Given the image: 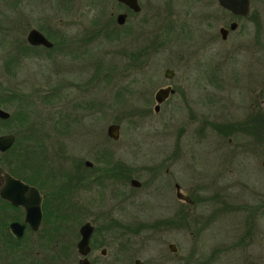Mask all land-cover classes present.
I'll list each match as a JSON object with an SVG mask.
<instances>
[{
    "label": "rangeland",
    "instance_id": "rangeland-1",
    "mask_svg": "<svg viewBox=\"0 0 264 264\" xmlns=\"http://www.w3.org/2000/svg\"><path fill=\"white\" fill-rule=\"evenodd\" d=\"M102 1L0 0V108L28 116L0 122V135H15L10 162H32L48 148L75 165L98 143L116 153L115 163L133 168L142 184L115 189L117 203L108 201L115 217L150 224L178 209L183 213L181 230L141 229L136 258L145 264H264V124L228 137L210 126L242 122L252 102L264 107V0H251L242 19L221 12L216 0H138L142 11L132 19L131 49L139 59L123 73L127 60L108 30L123 8ZM20 20L30 28L52 23L56 32L42 33L57 46L20 58L27 34L19 32ZM231 21L237 30L221 40L218 30ZM81 44L87 54L74 59L69 47ZM166 69L174 71L171 81ZM169 83L177 93L155 113L153 94ZM110 124L120 126L117 142L107 137ZM28 142L23 157L13 156ZM163 181L167 188L160 192ZM175 182L193 205L176 199ZM81 194L74 196L78 204ZM196 212L214 217L196 227ZM170 243L182 262L168 251Z\"/></svg>",
    "mask_w": 264,
    "mask_h": 264
},
{
    "label": "flooded vegetation",
    "instance_id": "flooded-vegetation-1",
    "mask_svg": "<svg viewBox=\"0 0 264 264\" xmlns=\"http://www.w3.org/2000/svg\"><path fill=\"white\" fill-rule=\"evenodd\" d=\"M8 1L13 4H23L26 1L32 0ZM47 1L69 4L73 0ZM101 2L103 1L101 0ZM115 2L117 6L123 8V11L115 15V21L112 20L110 24H113V22L115 23L113 27L111 25V28L108 30L115 32V42L119 45L117 53L122 56L124 60H127V63L125 62L121 67V72L123 73L125 71H131L136 64L137 57L133 54L131 49L135 38L134 32H136L132 19L135 15L141 13L142 8L138 0L137 2L140 7L139 12H133L117 0H115ZM216 2L218 4V0H216ZM249 4H251V0H249ZM217 6L221 12L234 19L246 18L250 13L249 11L245 17H237L221 8L219 4ZM120 14L126 16L123 24L117 23V16ZM18 22L19 32H27L25 43L18 48L20 58L27 57V53H31L33 50L44 49L46 51H51L57 46L47 38L46 34L42 33L56 32V28L52 23L45 22L36 28H30L26 26L23 21L20 20ZM233 22L234 21H231L229 23L228 28H222L229 30V26ZM237 28L234 31H236ZM6 29L9 30V28ZM33 30L40 32L49 40L52 43V47L48 49L28 43L27 35ZM234 31H228V34ZM88 37L89 35L81 37V43H85ZM69 41L73 42L74 40L69 38ZM69 48L71 49L70 53L74 59H83L85 54H87L86 45L81 44L80 48H74V46H70ZM75 51L78 52L73 54L72 52ZM165 71L164 78L171 81L174 77V71L170 70L172 71V77L170 79L165 77ZM166 88L172 89L174 93L169 94L168 98L158 104L155 95L158 90ZM158 90L153 94V110L155 113L160 111L162 105L177 93L178 89L173 84L169 83L159 87ZM260 91V94L263 95L262 90ZM252 104L253 105H249L246 108L243 121L231 122L229 124L230 127L234 124H239V131L246 133L255 127L259 128L262 126L264 107L261 106V108H259V104L256 103L257 105L255 108L253 102ZM156 107L158 108L156 109ZM28 138L31 137L24 136V139L30 141ZM40 142L38 144H40ZM231 142L232 141L229 139L228 144H231ZM28 144L29 145H25L24 143L18 153L13 156H16V158L17 156L23 157L25 154L21 152V150L25 149L26 151L28 147H31V143L28 142ZM45 145H49L46 140ZM13 146L14 144L7 151L0 153V168L3 172L2 174H7L13 179L37 191L40 198L41 220L37 226H32L26 222L25 208L19 205H13L0 194V264H80L84 261H86L87 264H136L137 261L141 264H145V262L135 256V242L142 232L141 229L160 232L168 228L177 230L183 228L184 217L182 210L179 209L175 212L173 211L169 217H165L162 220H157L150 224H138V222L124 221L120 220L119 217H115L116 208L113 207L117 203V195L114 193L118 192V190L115 191V189H117L119 185L124 184V186L128 185L130 190H138L142 187V184L136 179L134 175L135 170L133 168L126 167L120 162L115 163V161L119 159L116 153L107 151L106 149L104 150L98 143L89 147L87 149V155L76 160L77 162L75 165H73L71 161L72 158L70 157L56 158L55 156H51L48 148L36 152L42 157L37 155L34 161H32V165H19L15 162H10L11 159L8 158L11 156L10 150ZM60 162H64L65 167L55 164ZM52 169H54L53 173L51 172ZM59 170L61 172H59ZM63 171H65V176ZM166 173L168 174V170H166ZM2 174L0 175V187L5 185L1 180V177H3ZM132 180H136L139 186L133 187L131 184ZM176 186H179V191L182 194L190 198L189 194L181 191L180 185L176 182L173 183L175 197L177 192ZM165 188H167V184L163 181L161 183L160 192L165 190ZM65 189L67 193H65ZM199 191H202V189H199ZM75 194H81L82 196V199L80 201L78 200L79 204L74 201ZM71 195H73V198ZM176 199L185 203L177 197ZM108 201L112 202L113 207L108 205ZM259 209H257L256 213H259ZM213 217L214 214L205 215L202 212H196V227H205ZM250 218L253 220L254 215L250 216ZM85 225L91 227V233L88 239V252L86 254H80L78 251V243L82 239L81 229ZM176 250V253H170L173 255L174 260L182 262L183 260L179 257L177 247Z\"/></svg>",
    "mask_w": 264,
    "mask_h": 264
},
{
    "label": "water",
    "instance_id": "water-1",
    "mask_svg": "<svg viewBox=\"0 0 264 264\" xmlns=\"http://www.w3.org/2000/svg\"><path fill=\"white\" fill-rule=\"evenodd\" d=\"M119 3L126 6L128 9L133 12H139L140 7L137 0H117ZM218 4L224 10H227L232 15L237 17H245L250 11L249 0H218ZM124 14H120L117 16V23L123 24L125 19ZM237 28V24L235 22L231 23L229 26V30L221 28L219 30L220 36L222 40L226 39L228 31H234ZM27 41L31 45L34 46H42L45 48H51L52 43L47 40L40 32L31 31L27 35ZM165 77L171 78L172 71L166 70ZM174 93V91L170 88L160 89L157 91L155 95L156 102L159 104L163 102L166 98H168L169 94ZM158 107H156L157 109ZM10 118V113L0 108V120H8ZM120 126L117 124H110L107 127L106 134L107 137L113 141H117L119 139ZM15 137L12 134H4L0 135V153H3L10 149L14 144ZM2 170L0 168V175L2 174ZM1 180L4 182V186L0 187V194L3 198L10 201L13 205H19L25 208L26 210V222L31 224L32 226L38 225L41 220V212H40V198L34 189L22 184L20 181H17L10 177L7 174H2ZM133 187H138L139 183L136 180H132L131 182ZM177 192L176 197L179 200L184 201L186 204L193 205V201L186 195L182 194L179 191V186H176ZM91 227L89 225H85L81 229L82 239L78 243V251L80 254H86L88 252V239L90 237ZM169 252L176 253V246L174 244H169L168 246ZM263 260H264V249L262 252ZM80 264H87L86 261L81 262ZM136 264H141L139 261Z\"/></svg>",
    "mask_w": 264,
    "mask_h": 264
},
{
    "label": "trees",
    "instance_id": "trees-1",
    "mask_svg": "<svg viewBox=\"0 0 264 264\" xmlns=\"http://www.w3.org/2000/svg\"><path fill=\"white\" fill-rule=\"evenodd\" d=\"M94 5H99V4H94ZM255 23H256V27H257V30H259L260 28V24L258 22V19L256 16L252 17V19ZM106 25V24H105ZM99 33V32H98ZM101 33V32H100ZM47 38L52 41L53 38L49 35L47 36ZM54 43V42H53ZM54 45H57L54 43ZM137 59H139V57H137ZM13 118H18L19 120H22V122H25V121H28V116L27 114H22L20 115V113H17L15 114L14 116L10 115V118L8 120H0V122L2 123H11V121L13 120ZM263 124H264V117H263ZM210 126L212 127V129L216 130L217 132L221 133V135H223V137H228L229 135H231V132H234V131H239L240 129V125L239 124H234L232 127H230L229 124H226V125H215V124H210ZM14 135V134H12ZM15 136V135H14ZM20 161L21 164H24V165H32V162L31 161H23L18 159ZM197 202V201H196Z\"/></svg>",
    "mask_w": 264,
    "mask_h": 264
}]
</instances>
